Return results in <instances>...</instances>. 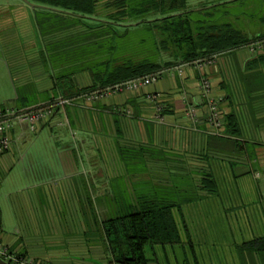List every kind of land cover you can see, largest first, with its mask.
I'll return each mask as SVG.
<instances>
[{
  "label": "crops",
  "instance_id": "crops-1",
  "mask_svg": "<svg viewBox=\"0 0 264 264\" xmlns=\"http://www.w3.org/2000/svg\"><path fill=\"white\" fill-rule=\"evenodd\" d=\"M38 7L46 6L0 0V106L25 109L60 96L71 101L54 107L35 129L18 120L6 131L11 144L0 152V166L8 168L26 156L23 146L36 138L54 150L59 173L35 179L11 197L12 223L0 208V241L44 264H120L106 236L108 219L149 205L173 204L180 240L145 244L147 264H208L213 252L208 244L220 243L210 237L232 232L195 230L187 211L219 198L212 175L218 168L249 171L251 184L264 179V50L239 48L213 63L172 68L153 83L87 101L76 89L92 84L88 71L73 75L70 95L57 85L36 26ZM201 77L209 79V94L220 106L217 127L207 120ZM191 107L194 116L188 112ZM231 113L239 125L237 137L246 141L241 151L224 141L234 136L225 120ZM233 184L238 185L236 180ZM234 191L242 205L249 200L259 232L264 194L247 198ZM241 243L229 244L233 264H264V255Z\"/></svg>",
  "mask_w": 264,
  "mask_h": 264
},
{
  "label": "trees",
  "instance_id": "trees-1",
  "mask_svg": "<svg viewBox=\"0 0 264 264\" xmlns=\"http://www.w3.org/2000/svg\"><path fill=\"white\" fill-rule=\"evenodd\" d=\"M32 1L46 5L35 8L36 26L53 77L64 95L71 94L73 75L78 71H88L92 84L76 92L87 91L176 64H194L196 60L229 54L264 37L263 29L249 35L228 18L229 10L216 8L233 0L216 1L197 10L187 7V0H113L115 9L104 15L98 0ZM199 10L203 11L196 12ZM259 19L264 26V15ZM142 22L149 26L150 41L129 32V26ZM225 120L234 136L224 141L236 151L243 150L246 141L237 137L239 125L234 114L226 115ZM173 208V204H154L108 219L106 236L114 260L147 264L145 244L178 242L179 226ZM241 246L264 255V235L250 238Z\"/></svg>",
  "mask_w": 264,
  "mask_h": 264
},
{
  "label": "rangeland",
  "instance_id": "rangeland-1",
  "mask_svg": "<svg viewBox=\"0 0 264 264\" xmlns=\"http://www.w3.org/2000/svg\"><path fill=\"white\" fill-rule=\"evenodd\" d=\"M113 0H98V8L101 10L102 15L109 13L115 9L111 3ZM216 1L225 0H187V7L197 10L202 6H210ZM215 8V7H214ZM220 11L229 10L228 18L234 20L235 23L243 27L249 35L256 33V31L264 30V26L260 23L259 17L264 15V0H233L216 7ZM199 10L196 12H202ZM195 15V13H193ZM198 15L200 13H197ZM130 33H138L141 37H146L150 41L148 35L149 26L147 23L129 26ZM243 48V47H241ZM148 49V47H147ZM227 53L218 54L211 58L210 63H213L216 58L226 55ZM218 60V59H217ZM205 63H208L205 61ZM5 93L9 94L10 92ZM101 99V98H100ZM42 105V104H39ZM41 143V144H40ZM47 142H41L33 138L32 142L25 144L23 147L27 148L26 156L19 157L14 164L6 168L0 166V208L5 216H9V222H13L12 212V196L19 191L20 188L34 182L35 179H45L51 175L59 173L57 168V155L54 150L45 146ZM105 154L104 150H102ZM95 157V156H94ZM260 171V170H259ZM213 177L217 180L219 186L218 191L221 193L219 198L205 202L200 207L197 204L191 206V211H187L190 217L191 228L197 229H224L226 232L231 230L232 234L221 235L219 237H210L217 239L219 242L208 244L209 248L213 251L212 257L209 259L208 264H233L229 259L232 254L229 244L232 241L244 242L251 237L261 236L264 227H261L259 232L254 227V219L252 218L251 204L248 202L242 205L239 203L240 199L235 195L234 190L242 191L244 197L252 195L264 194V179L261 181L254 180L255 184L250 183L252 178L249 171L246 173H238L235 170L229 171L224 168H218L212 172ZM260 176L264 177V170L261 169ZM238 185H234V181ZM232 192L230 197L223 193ZM233 194V195H232ZM246 198V199H247ZM248 203V204H247ZM260 211V210H258ZM257 211V212H258ZM259 212L257 213V215ZM6 219V218H5ZM7 226V225H6ZM9 227L3 230L7 231ZM241 232H240V231ZM263 233V232H262ZM222 239L225 241L222 242ZM215 250V252H214ZM213 255L217 257V262L213 261ZM1 264V263H0Z\"/></svg>",
  "mask_w": 264,
  "mask_h": 264
},
{
  "label": "built area",
  "instance_id": "built-area-1",
  "mask_svg": "<svg viewBox=\"0 0 264 264\" xmlns=\"http://www.w3.org/2000/svg\"><path fill=\"white\" fill-rule=\"evenodd\" d=\"M243 47H246L251 52H257L259 50H264V37H259L257 39L251 40L248 43L244 44ZM207 61L210 63V59H200L194 61V64H201V62ZM189 62L181 63L173 65L169 68H161L154 72L144 73V75L131 77L130 79L116 82L114 84H109L102 86L101 88H92L87 91H81L79 95L83 97L85 100H96L102 98L103 96H107L110 93H115L116 91H120L122 89H130L137 88L139 86H144L149 83H153L156 81L158 76L164 71H168L172 68H176L178 70L181 67L186 66ZM210 81L208 78L201 77L200 81V91L203 93L205 98V105L207 106L206 116L207 120L214 126L217 127L221 124L220 120V106H218L217 99L210 96L209 92ZM149 97H154L155 95H148ZM71 99L65 96H60L59 99H56L51 102H47L42 105H34L30 108L25 109H15L11 106H0V152L5 151L10 144V138L7 135L6 131L10 128L13 121H26L27 127L30 130L35 129L36 123L46 118L47 116L53 113V109L56 106L64 105L66 103H70ZM195 109L193 107L188 109V112L194 116ZM158 119H161V115H157ZM255 176L259 175L258 171H255ZM0 257L6 260L7 262H11V264H44L40 260H34L32 258H28L25 255H19L12 252L9 247H7L2 241H0Z\"/></svg>",
  "mask_w": 264,
  "mask_h": 264
},
{
  "label": "water",
  "instance_id": "water-1",
  "mask_svg": "<svg viewBox=\"0 0 264 264\" xmlns=\"http://www.w3.org/2000/svg\"><path fill=\"white\" fill-rule=\"evenodd\" d=\"M27 3H30L31 5H34V6H42L38 3H34L33 1L31 0H25ZM43 6H46V5H43ZM132 24H137V22H132ZM0 263L1 264H10L9 262H7L6 260H4L3 258L0 257Z\"/></svg>",
  "mask_w": 264,
  "mask_h": 264
}]
</instances>
